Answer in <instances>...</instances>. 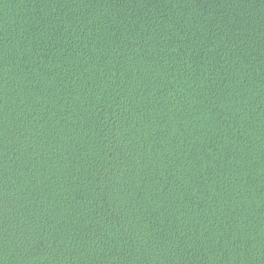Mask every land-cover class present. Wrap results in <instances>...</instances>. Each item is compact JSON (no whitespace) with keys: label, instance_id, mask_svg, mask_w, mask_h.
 <instances>
[{"label":"trees","instance_id":"trees-1","mask_svg":"<svg viewBox=\"0 0 264 264\" xmlns=\"http://www.w3.org/2000/svg\"><path fill=\"white\" fill-rule=\"evenodd\" d=\"M0 264H264V0H0Z\"/></svg>","mask_w":264,"mask_h":264}]
</instances>
